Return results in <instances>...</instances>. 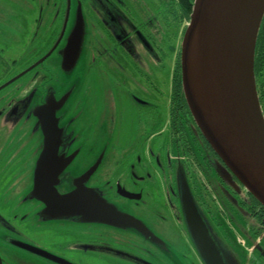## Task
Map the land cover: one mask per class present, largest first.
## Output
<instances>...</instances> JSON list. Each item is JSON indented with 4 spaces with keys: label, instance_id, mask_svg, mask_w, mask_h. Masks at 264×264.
<instances>
[{
    "label": "flooded vegetation",
    "instance_id": "obj_1",
    "mask_svg": "<svg viewBox=\"0 0 264 264\" xmlns=\"http://www.w3.org/2000/svg\"><path fill=\"white\" fill-rule=\"evenodd\" d=\"M30 1L0 0L12 33L30 34L43 51L20 68L0 60V264H204L185 190L189 215L224 264H264V207L207 142L182 92L177 5ZM80 14V56L65 71L63 49ZM36 167L43 190L95 191L137 228L43 214L44 200L31 195Z\"/></svg>",
    "mask_w": 264,
    "mask_h": 264
},
{
    "label": "water",
    "instance_id": "obj_2",
    "mask_svg": "<svg viewBox=\"0 0 264 264\" xmlns=\"http://www.w3.org/2000/svg\"><path fill=\"white\" fill-rule=\"evenodd\" d=\"M263 17L264 0H193L180 44V74L188 109L203 136L264 207V114L254 73ZM83 36L80 14L63 49V70L75 66ZM90 172L78 180H85ZM38 176L36 167L31 195L44 200L43 214L79 215L85 221L137 228V220L118 211L95 191L78 186L60 195L51 184L46 190L37 186ZM185 194L182 205L186 223L204 264H224L203 222L189 215L194 205L188 190Z\"/></svg>",
    "mask_w": 264,
    "mask_h": 264
},
{
    "label": "rangeland",
    "instance_id": "obj_3",
    "mask_svg": "<svg viewBox=\"0 0 264 264\" xmlns=\"http://www.w3.org/2000/svg\"><path fill=\"white\" fill-rule=\"evenodd\" d=\"M4 1L7 3H10V0H4ZM169 1H171V0H169ZM175 1H177V0H174V2ZM30 2L31 1L28 0V3H30ZM15 19H16V17H15ZM14 22H15L14 19L10 20L9 18H7V16H1L0 15V50H1L0 51V60H5L8 62L12 59H15L18 62V64L21 65V66H19V68H20L22 66L30 64L31 62H34L33 60L36 59L43 51L40 48L35 47V45H30L31 41H32L30 34L21 36V35H17V34L12 33V31L10 30V25L14 26ZM186 24L187 23L185 21H183V24L180 25V27L183 26L182 29L185 30ZM168 29L173 30L174 24L173 23L170 24V28H168ZM180 30H181V28H180ZM179 40H178V42H179ZM32 43H34V41ZM51 59H52V57L49 58L48 60H51ZM86 61H87V55L82 54L79 61H78V64H77V67H80L82 69L80 71V73H82L85 70ZM174 61H175V52L169 58V61H168L170 69L173 66ZM20 62H22V63H20ZM169 66H168V74H169ZM77 76H79V73ZM261 76L259 77V79H261V81H262L261 85H262L263 90H264V70L262 71ZM258 84L260 85V82ZM258 84L256 85L257 87H258ZM109 127H110V124H109ZM240 231H242V230H240ZM240 234L242 237L247 236L244 232H241ZM251 235H252V233H251ZM249 245H250V243L247 244V246H249ZM257 251H255L254 254L252 255L253 258H256L258 256Z\"/></svg>",
    "mask_w": 264,
    "mask_h": 264
},
{
    "label": "trees",
    "instance_id": "obj_4",
    "mask_svg": "<svg viewBox=\"0 0 264 264\" xmlns=\"http://www.w3.org/2000/svg\"><path fill=\"white\" fill-rule=\"evenodd\" d=\"M172 3L177 5L178 11L181 12V17L183 18L182 20L188 21L189 15L191 13V8L193 5V0H177L175 2L173 0ZM263 70H264V17L262 19V23L257 36L256 47H255V60H254V73L256 78V85L260 82V85L258 84L257 87L258 96H259L262 112L264 114V90L261 85L262 81L261 79H259V77L262 75ZM180 78H181V74H180Z\"/></svg>",
    "mask_w": 264,
    "mask_h": 264
}]
</instances>
